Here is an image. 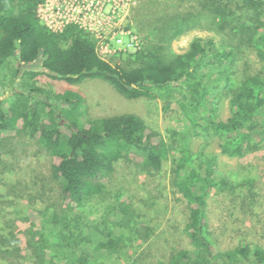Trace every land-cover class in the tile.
I'll return each mask as SVG.
<instances>
[{"label":"trees","instance_id":"16d2710c","mask_svg":"<svg viewBox=\"0 0 264 264\" xmlns=\"http://www.w3.org/2000/svg\"><path fill=\"white\" fill-rule=\"evenodd\" d=\"M43 2L0 0V77H13L0 85L16 88L19 78L24 90H9L11 99L0 101V134H29L49 151L62 209L42 211L38 225L29 220V252L19 233H10L8 264H24L28 256L34 264H97L100 256L117 258L137 223L128 200L119 196L110 204L101 198L114 165L125 160L146 171L159 170L171 151L135 114L82 123L79 94L48 95L29 85L41 69L69 84L105 80L129 99L152 98L155 89L187 93L183 109L192 128L177 132L187 147L177 159L175 182L188 202L186 232L196 251H178L169 263L159 264H264V248L244 240L233 250L213 251L206 198L231 182L215 155H194L189 147L192 136L204 134L215 136L221 154L231 159L264 147V68L244 73L238 84L232 68L248 50L264 62V0H139L138 21L153 37L125 64L103 59L94 38L77 26L51 32L38 16ZM198 28L216 32L221 42L197 37L187 52L174 53L171 41ZM224 97L229 98L226 119L219 113ZM198 158L200 170L195 168ZM95 200L101 211L97 218L91 216Z\"/></svg>","mask_w":264,"mask_h":264},{"label":"rangeland","instance_id":"374dc122","mask_svg":"<svg viewBox=\"0 0 264 264\" xmlns=\"http://www.w3.org/2000/svg\"><path fill=\"white\" fill-rule=\"evenodd\" d=\"M138 1L131 17L125 21L126 31L131 30L132 33L124 36V42L131 43L135 39L132 46L127 49L124 46L122 52L101 53V57L112 64H125L128 57L145 46L148 36L153 37L152 30L144 28L138 21ZM197 37L214 38L218 43L222 39L214 31L198 28L172 40L171 49L174 53L183 54ZM9 63L14 65L16 62L10 59ZM232 68L237 73L233 76L238 84L244 73L254 74L262 70L264 62L254 51L248 50L238 55ZM43 71L41 69L37 77L28 79L29 85L42 89L48 95L79 94L83 98L78 111L82 123L135 114L150 130L159 134L157 139L170 144V154L159 170L146 171L125 160L114 165V172L108 177L101 198L110 204L119 196L128 200L137 225L134 232L128 234L129 242L117 258L103 259L100 256L97 264L169 263L178 251H196L188 242L186 232L190 219L188 202L175 182L177 159L183 156L187 147L177 132L184 133L192 128L188 113L183 109V105L189 102L188 94L172 88L155 89L152 98L129 99L102 79L69 84ZM10 76L2 75L0 81L8 83V80H13ZM17 79L16 88L5 87L6 90L0 85V101L11 99L12 95H7L9 90L12 93L15 89L24 91L20 87V79ZM219 113L223 119L229 116L228 97L223 98ZM189 144L194 155H215L218 166L231 182L225 189H213L206 198L213 251L233 250L243 240L264 248V147L242 159H231L221 154L217 138L213 135L192 136ZM198 160H195V168L200 170L202 164ZM51 164L49 151L29 134H0V264H8L5 250L10 233H19L24 250L29 252L26 244L29 220L36 221L38 225L43 223L39 213L62 209L57 183L51 176ZM91 204L95 212L91 216L97 218L101 213L100 206L96 200ZM30 259L28 256L26 261H21L34 264Z\"/></svg>","mask_w":264,"mask_h":264},{"label":"built area","instance_id":"2783aa9c","mask_svg":"<svg viewBox=\"0 0 264 264\" xmlns=\"http://www.w3.org/2000/svg\"><path fill=\"white\" fill-rule=\"evenodd\" d=\"M137 0H45L38 7L41 23L53 33L74 25L93 35L97 50L103 54L122 52L132 46L124 42L125 21L131 17Z\"/></svg>","mask_w":264,"mask_h":264}]
</instances>
